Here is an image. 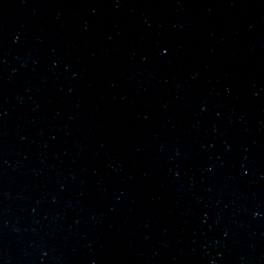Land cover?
Instances as JSON below:
<instances>
[{"label":"water","instance_id":"1","mask_svg":"<svg viewBox=\"0 0 264 264\" xmlns=\"http://www.w3.org/2000/svg\"><path fill=\"white\" fill-rule=\"evenodd\" d=\"M0 264H264V0H0Z\"/></svg>","mask_w":264,"mask_h":264}]
</instances>
